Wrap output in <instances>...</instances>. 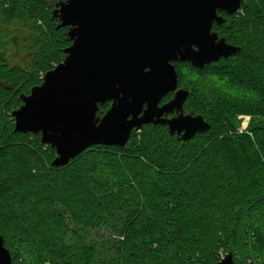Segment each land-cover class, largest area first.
<instances>
[{
    "label": "trees",
    "instance_id": "trees-1",
    "mask_svg": "<svg viewBox=\"0 0 264 264\" xmlns=\"http://www.w3.org/2000/svg\"><path fill=\"white\" fill-rule=\"evenodd\" d=\"M64 1L0 0L7 22L40 26L30 68L0 54V236L15 264H219L223 252L264 264V0L220 13L214 31L237 55L203 69L174 63L189 91L185 113L202 115L209 131L183 141L146 125L124 147L94 146L56 168V150L15 132L12 113L66 58L69 28L53 18ZM103 230L106 240L92 237Z\"/></svg>",
    "mask_w": 264,
    "mask_h": 264
},
{
    "label": "water",
    "instance_id": "water-1",
    "mask_svg": "<svg viewBox=\"0 0 264 264\" xmlns=\"http://www.w3.org/2000/svg\"><path fill=\"white\" fill-rule=\"evenodd\" d=\"M243 0H67L56 5L58 29L69 28L66 58L22 96L12 113L15 132L40 134L56 150L53 167L68 166L94 146L124 147L133 131L167 126L183 141L210 130L186 114L189 91L179 88L174 63L205 66L237 55L214 31ZM173 93L169 102L163 100ZM107 95L110 98L101 99ZM111 103L100 117V106ZM115 111V115L113 114ZM174 115L173 117H170ZM111 117V120L109 119ZM107 121V123H105ZM0 264H13L0 236ZM219 264H234L227 254Z\"/></svg>",
    "mask_w": 264,
    "mask_h": 264
},
{
    "label": "rangeland",
    "instance_id": "rangeland-1",
    "mask_svg": "<svg viewBox=\"0 0 264 264\" xmlns=\"http://www.w3.org/2000/svg\"><path fill=\"white\" fill-rule=\"evenodd\" d=\"M4 8L0 6V54L6 59V61L11 66H19L24 68L31 67V58L34 52L36 51V45L38 40V35L40 34L39 23H29L26 21H14L7 22L3 13ZM211 83L216 87L222 86L218 82L212 81L211 79L205 80V84ZM228 91L234 90L226 89ZM251 119L246 117L243 119L241 130L245 131L249 128ZM89 161L98 162V159L104 163H113L115 160L109 157H100V154L90 153L88 155ZM149 170H146L145 175L148 176ZM92 237L97 239L100 238L106 240L108 233L106 231H101L100 234L94 232ZM70 244L72 240L70 239ZM31 252L30 250H28ZM223 257L227 255L222 253ZM241 256V255H240ZM239 261H242V256L237 258ZM258 260V259H257ZM260 260V259H259ZM255 256L254 254L248 256L247 264H254ZM13 263L15 264L14 260Z\"/></svg>",
    "mask_w": 264,
    "mask_h": 264
},
{
    "label": "snow or ice",
    "instance_id": "snow-or-ice-1",
    "mask_svg": "<svg viewBox=\"0 0 264 264\" xmlns=\"http://www.w3.org/2000/svg\"><path fill=\"white\" fill-rule=\"evenodd\" d=\"M107 98H110V97H108L107 95H105L101 99L103 100V99H107ZM113 114L115 115V111H113ZM109 119L111 120V117H109ZM105 123H107V121Z\"/></svg>",
    "mask_w": 264,
    "mask_h": 264
},
{
    "label": "flooded vegetation",
    "instance_id": "flooded-vegetation-1",
    "mask_svg": "<svg viewBox=\"0 0 264 264\" xmlns=\"http://www.w3.org/2000/svg\"><path fill=\"white\" fill-rule=\"evenodd\" d=\"M173 97H174V96H173ZM172 99H173V98H172ZM172 99H171V100H172ZM168 102H169V101H168ZM162 104H165L164 101L162 102ZM173 116H174V115H171L170 117H173Z\"/></svg>",
    "mask_w": 264,
    "mask_h": 264
}]
</instances>
